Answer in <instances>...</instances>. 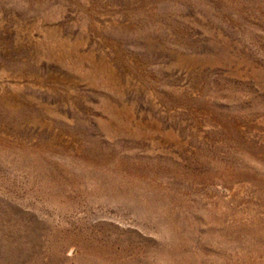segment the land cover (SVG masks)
<instances>
[{
  "label": "rangeland",
  "instance_id": "rangeland-1",
  "mask_svg": "<svg viewBox=\"0 0 264 264\" xmlns=\"http://www.w3.org/2000/svg\"><path fill=\"white\" fill-rule=\"evenodd\" d=\"M0 264H264V0H0Z\"/></svg>",
  "mask_w": 264,
  "mask_h": 264
}]
</instances>
